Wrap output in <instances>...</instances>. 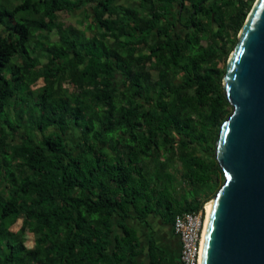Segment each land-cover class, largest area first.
Segmentation results:
<instances>
[{
  "label": "trees",
  "instance_id": "16d2710c",
  "mask_svg": "<svg viewBox=\"0 0 264 264\" xmlns=\"http://www.w3.org/2000/svg\"><path fill=\"white\" fill-rule=\"evenodd\" d=\"M94 1L0 8V264H142L130 220L173 222L224 183L223 78L256 0ZM149 256L165 264L154 239Z\"/></svg>",
  "mask_w": 264,
  "mask_h": 264
},
{
  "label": "water",
  "instance_id": "95a60500",
  "mask_svg": "<svg viewBox=\"0 0 264 264\" xmlns=\"http://www.w3.org/2000/svg\"><path fill=\"white\" fill-rule=\"evenodd\" d=\"M233 112L215 155L225 180L212 200L201 264H264V0H257L226 66Z\"/></svg>",
  "mask_w": 264,
  "mask_h": 264
},
{
  "label": "crops",
  "instance_id": "0c3cea01",
  "mask_svg": "<svg viewBox=\"0 0 264 264\" xmlns=\"http://www.w3.org/2000/svg\"><path fill=\"white\" fill-rule=\"evenodd\" d=\"M188 1L186 4H188ZM96 3L97 1L95 0L92 4L95 5ZM180 3L181 0H167L159 2L160 6H173L175 11L179 8L178 5ZM115 4L118 7H138L141 3L140 0H115ZM186 10L188 11V9ZM75 13L76 12L73 14ZM185 14V16H187V13ZM176 30L183 31V27L179 22L177 23ZM130 223L135 229L138 230L142 240L141 244L143 251L138 258L139 262H142V264L150 263V242L154 239L158 247L159 254H161L165 259V264H181V240L179 235L174 231L173 222L167 223L163 221L160 215H155L152 213L149 215L146 222L133 219L130 220Z\"/></svg>",
  "mask_w": 264,
  "mask_h": 264
},
{
  "label": "built area",
  "instance_id": "2783aa9c",
  "mask_svg": "<svg viewBox=\"0 0 264 264\" xmlns=\"http://www.w3.org/2000/svg\"><path fill=\"white\" fill-rule=\"evenodd\" d=\"M206 205L207 202L199 211L181 212L174 218V231L181 240L180 261L182 264H200L203 228L207 216Z\"/></svg>",
  "mask_w": 264,
  "mask_h": 264
},
{
  "label": "rangeland",
  "instance_id": "374dc122",
  "mask_svg": "<svg viewBox=\"0 0 264 264\" xmlns=\"http://www.w3.org/2000/svg\"><path fill=\"white\" fill-rule=\"evenodd\" d=\"M23 0H0V8H12V7H15L16 5H18L19 3H21ZM137 5H139V4H137ZM253 7V6H252ZM79 11L80 10H77V12L75 13V14H72V13H66L65 14V16H62V18L61 19H63L62 21H64L65 22V24L66 25H76V26H78V27H80V22H81V18H82V16L79 14ZM239 35V34H238ZM33 46V43L32 42H30L29 43V46ZM233 51V50H232ZM232 51L229 53V57H230V55H231V53H232ZM228 60H229V58H228ZM228 62V61H227ZM13 63H14V57H13V59H12V63L10 64V65H8L7 67H6V69H5V72L7 73V72H11L12 71V69H13V67H12V65H13ZM174 82L175 83H177V82H179V78H176L175 80H174ZM36 87H38V86H36ZM37 89V88H36ZM25 95V94H24ZM43 95L40 93V95H38V96H36V98H38V97H42ZM14 98H15V96H14ZM18 106L19 107H21V108H24V110H28L27 108H28V104H24V103H20V104H18ZM19 107H17V108H19ZM9 111H10V114L13 116H15V113H14V105L12 104L11 106H9ZM26 114V115H25ZM24 114V118L25 119H28L29 118V113H25ZM17 117H15L14 119H16ZM18 141H20V139H17V142ZM215 149H216V144H215ZM214 156H215V159H216V155H215V151H214ZM217 160V159H216ZM200 193L201 194H204V196H201L202 198L201 199H204V198H206V194H208V192H206L205 191V187H202V191H200ZM212 199L213 198V195H210V197H209V199ZM208 199V200H209ZM210 199V200H211ZM210 202V201H209ZM6 223L7 224H9V222H7L6 221ZM18 227V225H15V224H9V226L7 227V229H10V230H13V229H16ZM7 229H6V231H7ZM14 231V230H13ZM27 235L24 237V240H25V242H26V244H28L29 245V247H31V246H33L32 245V241H31V238H32V236L33 235H31L30 233H26ZM3 235H4V232L3 231H1V229H0V243H1V241L3 240ZM5 236V235H4ZM0 249H1V247H0ZM3 249V248H2Z\"/></svg>",
  "mask_w": 264,
  "mask_h": 264
},
{
  "label": "bare ground",
  "instance_id": "6f19581e",
  "mask_svg": "<svg viewBox=\"0 0 264 264\" xmlns=\"http://www.w3.org/2000/svg\"><path fill=\"white\" fill-rule=\"evenodd\" d=\"M257 2V0L255 1V3ZM254 3V4H255ZM214 198V197H213ZM213 198L210 200V202L208 203V209H207V216L205 219V223H204V228H203V235H202V244H201V253H202V248H203V242H204V236H205V231H206V227H207V223H208V219H209V214H210V209L212 206V200ZM200 264H201V255H200Z\"/></svg>",
  "mask_w": 264,
  "mask_h": 264
},
{
  "label": "clouds",
  "instance_id": "9594fccd",
  "mask_svg": "<svg viewBox=\"0 0 264 264\" xmlns=\"http://www.w3.org/2000/svg\"><path fill=\"white\" fill-rule=\"evenodd\" d=\"M221 128H222V126H221ZM220 131H221V130H220ZM219 135H220V134H219ZM218 138H219V137H218ZM217 140H218V139H217ZM216 142H217V141H216ZM215 194H216V193H215ZM206 202H208V200H207ZM206 202H205V203H206ZM205 203H204V204H205ZM173 222H174V221H173Z\"/></svg>",
  "mask_w": 264,
  "mask_h": 264
}]
</instances>
